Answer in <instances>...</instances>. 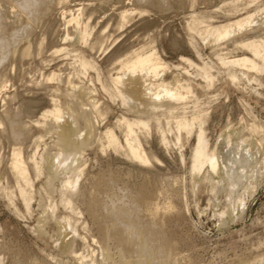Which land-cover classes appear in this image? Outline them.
I'll use <instances>...</instances> for the list:
<instances>
[{
	"label": "rangeland",
	"instance_id": "1",
	"mask_svg": "<svg viewBox=\"0 0 264 264\" xmlns=\"http://www.w3.org/2000/svg\"><path fill=\"white\" fill-rule=\"evenodd\" d=\"M22 1L0 0V37L9 44L8 59L0 63V264H101L105 242L110 248L105 264H114L115 246L98 233L107 232L106 221L94 223L85 202L94 197L109 208L114 197L136 192L145 180L154 186L159 225L172 243L166 249L173 247L174 264H264V66L247 74L254 81L230 67L238 77L231 81L218 61L252 58L242 45L264 43V0H164V8L159 0H42L43 14L22 10ZM257 12L249 28L225 41L200 39L205 27ZM150 51L168 66L157 80L191 87L196 99L188 96L187 115L196 112V101L206 110L203 128L218 155V174L203 168L192 178L193 135L185 141L182 134L175 146L174 135L167 134L169 146L160 144L154 122L161 110L149 114L148 137L139 134L149 163L105 144L111 130L124 146L117 122L138 117L130 111L134 102L122 105L109 78L120 64ZM182 59L209 64L213 84L205 88L193 74L199 72ZM55 103L70 112L59 124H75L68 146L45 118ZM178 105L175 113L182 114L184 104ZM19 127L24 137L16 141L12 128ZM15 150L29 175L28 210L10 170ZM60 152L70 160L51 175L46 160ZM244 154V170L231 167V160ZM76 173L75 189H64ZM238 174L243 178L237 180ZM111 177L115 186L105 193L101 182ZM96 190L102 192L96 196ZM66 200L72 209L64 206ZM62 220L70 227H60Z\"/></svg>",
	"mask_w": 264,
	"mask_h": 264
},
{
	"label": "bare ground",
	"instance_id": "2",
	"mask_svg": "<svg viewBox=\"0 0 264 264\" xmlns=\"http://www.w3.org/2000/svg\"><path fill=\"white\" fill-rule=\"evenodd\" d=\"M251 2L253 3L255 0ZM157 3L160 8L167 7L164 0H159ZM44 4L42 0H23L19 6L22 10L30 8L34 13L43 14L45 10L44 6H46ZM257 14L258 12L255 14L247 13L244 17L235 19L234 21L205 27L199 33L200 39L203 42L208 41L210 44L225 41L229 36L249 28ZM125 18V13H122L121 20L123 21ZM1 23L2 17L0 14ZM8 45L7 40L0 37V63L8 59ZM242 48L249 50L252 58L241 55L239 57L232 56L229 59L218 58V61L222 66L227 68V77L231 81L238 80V77L235 73L229 72L230 67L238 68L243 76L254 81L255 79L250 78L247 74L251 71L256 73L262 71L264 66V43L257 44L251 42L242 45ZM216 49L217 46L214 45L212 50ZM182 60L187 63L189 68H194L199 72L193 74L203 80L205 88L208 89L213 84L214 77L211 74L212 67L209 64L205 63L199 67L190 60ZM83 67L87 66L83 65ZM167 69V64L160 59L157 53L150 51L134 55L130 60L120 64V69L117 70L118 72L114 76H110L109 80L114 93L119 97L122 105L126 106L129 101L134 102V105L130 106V111L137 114L138 117L135 119L123 118L117 122V126L122 131L124 146L119 144L118 139L111 130L105 133V144L107 147L117 148V150L123 152L124 156L133 161L140 164L149 163V157L143 149V143L139 138V134H142L144 139L148 137L152 127L149 114L153 113L154 115L155 111L161 110V115L154 122L155 132L160 135V144L164 147L169 146L170 142L167 139V134L174 135L175 146L181 144L183 139L182 134L185 135V141H188L193 135L195 144L190 156V174L192 178L194 179L195 176L202 172L203 168L207 169V173L218 174V155L216 150L210 149L206 138L207 134L205 135L206 129L203 128L206 122V110L204 112L203 109L196 106L198 105L196 101L194 104L196 112L190 116L187 115L185 110L187 109L186 102L189 101L188 96L192 95L195 99L196 97L193 95L188 82L180 84L177 81L178 84H169L165 83L163 79L157 80ZM182 70L185 75L190 74L187 70ZM81 95L83 94L81 93ZM79 104L83 107L82 103L79 102ZM88 104L92 109H97L93 100ZM176 104H184L185 109L182 114L175 113L179 109L178 107L181 106H177ZM64 115H70L69 109H63L55 103L45 118L51 119L54 122L56 125L54 130L58 135L59 141L68 146L75 135V124L60 125L59 122L63 119ZM85 126L89 127V121L85 122ZM12 132L16 141H20L24 137V133L20 127L12 128ZM70 157V154L60 152L55 155L54 160L47 159L46 162L51 175H53L52 172L56 173L59 168L66 165L65 163L70 160ZM246 157L244 154L240 155L237 160H231V167L235 166L237 170H244L247 163ZM181 161H184L182 154ZM34 167L36 172H39L38 164H35ZM10 170L18 186L23 204L28 210L31 201L30 194L26 189L30 185L29 175L25 163L21 160L17 150L13 153ZM231 176L230 174L228 177ZM241 177L238 174L237 180ZM78 178L79 175L76 173L64 183L63 188L69 190L75 189ZM115 182L116 180L112 177L101 182L105 193L112 192ZM234 183L232 182L233 185ZM20 184H23V187ZM97 186L99 185L97 184ZM101 192L96 190V196ZM116 197L110 201L111 206L109 208L105 207L106 205L103 207V201L101 199H94V197L89 198L85 202L87 212L94 223L97 222V224L101 225V219L106 221V226L104 227L108 228L107 232L103 233L99 230L98 233L100 235L105 234L109 238V243L115 246L117 260L114 264H174L172 262L173 247H170L168 251L166 249L172 243L166 235L164 227L159 225L161 216L155 204L156 195L153 184L147 180L142 181L136 192L125 191V195L122 196L123 201L122 199L115 200ZM64 206L72 209L68 200L64 201ZM61 222L63 224L60 227H70V223L67 220H62ZM103 245L101 248L103 256L101 264H105V259L109 256L108 251L110 249L107 247L106 242Z\"/></svg>",
	"mask_w": 264,
	"mask_h": 264
}]
</instances>
